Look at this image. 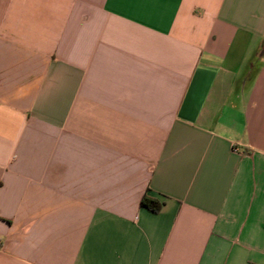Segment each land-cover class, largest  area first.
Instances as JSON below:
<instances>
[{
	"label": "crops",
	"instance_id": "crops-1",
	"mask_svg": "<svg viewBox=\"0 0 264 264\" xmlns=\"http://www.w3.org/2000/svg\"><path fill=\"white\" fill-rule=\"evenodd\" d=\"M0 264H264V0H0Z\"/></svg>",
	"mask_w": 264,
	"mask_h": 264
},
{
	"label": "trees",
	"instance_id": "trees-1",
	"mask_svg": "<svg viewBox=\"0 0 264 264\" xmlns=\"http://www.w3.org/2000/svg\"><path fill=\"white\" fill-rule=\"evenodd\" d=\"M141 206L153 213H158L161 210L163 203L158 201L157 199L145 195L141 201Z\"/></svg>",
	"mask_w": 264,
	"mask_h": 264
}]
</instances>
